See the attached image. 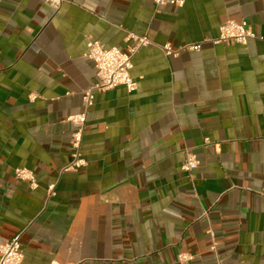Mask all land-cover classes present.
<instances>
[{
  "label": "crops",
  "instance_id": "obj_1",
  "mask_svg": "<svg viewBox=\"0 0 264 264\" xmlns=\"http://www.w3.org/2000/svg\"><path fill=\"white\" fill-rule=\"evenodd\" d=\"M43 1L0 0V244L19 236L20 264H264V0ZM242 20L246 45L208 41ZM128 33L150 41L136 90L94 93L85 166L64 172L96 80L86 43L126 52Z\"/></svg>",
  "mask_w": 264,
  "mask_h": 264
},
{
  "label": "built area",
  "instance_id": "obj_2",
  "mask_svg": "<svg viewBox=\"0 0 264 264\" xmlns=\"http://www.w3.org/2000/svg\"><path fill=\"white\" fill-rule=\"evenodd\" d=\"M63 0H44L45 6L51 10H58ZM154 5L159 8L163 6H171L181 8L184 0H152ZM254 37L250 26L244 21H226L218 27V36L213 40H208L213 44H228V45H246L248 40ZM126 39L134 42L133 47L127 48L126 52H121L116 48H105L97 41L88 40L86 43V57L92 62L95 68V83L87 90L82 92L81 100L83 103V111L73 115L67 119L73 126V132L70 140L71 162L63 169L64 172L76 171L85 166V161L80 154V146L82 135L86 123V114L89 108L93 105L94 93H103L112 90L116 87H123L127 93H132L136 90V82L131 78L130 70L132 68V57L141 49L150 45V41L146 36H136L128 33ZM184 49L189 51H199L200 45L185 46ZM162 53L169 57H176L178 51L172 50L169 45H164L160 48ZM198 167L197 157L190 151L184 149L183 164L181 171L191 179L192 173ZM14 178L18 181L28 182L30 189L37 187L36 180L32 172L27 169H16ZM47 194H54V186L50 185L47 188ZM23 259L22 248L19 243V236L13 238L8 243L0 244V264H20ZM178 262L184 263L191 260L187 254H180ZM49 264H62L56 261H51ZM215 264H221L216 261Z\"/></svg>",
  "mask_w": 264,
  "mask_h": 264
}]
</instances>
